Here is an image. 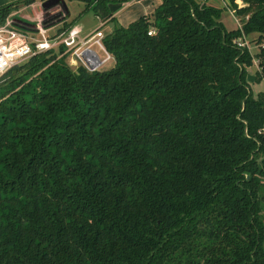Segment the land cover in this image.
Masks as SVG:
<instances>
[{"label":"trees","instance_id":"1","mask_svg":"<svg viewBox=\"0 0 264 264\" xmlns=\"http://www.w3.org/2000/svg\"><path fill=\"white\" fill-rule=\"evenodd\" d=\"M67 1L106 22L130 0ZM227 1L239 29L161 0L105 33L107 70L45 53L0 78V264H264V92L247 73L264 71V0Z\"/></svg>","mask_w":264,"mask_h":264},{"label":"built area","instance_id":"2","mask_svg":"<svg viewBox=\"0 0 264 264\" xmlns=\"http://www.w3.org/2000/svg\"><path fill=\"white\" fill-rule=\"evenodd\" d=\"M44 19L41 15L28 23L10 15L0 25V78L11 68L45 53L56 54L57 59L65 57L71 69L81 67L90 73L107 70L114 65L113 56L104 47L105 34L101 30L104 23L98 17L99 26L89 32H83L74 25L63 29L67 19L47 25ZM153 33L154 30L149 29L147 34L151 36ZM241 37L244 35L238 40ZM235 44L241 49L244 46L237 40Z\"/></svg>","mask_w":264,"mask_h":264},{"label":"rangeland","instance_id":"3","mask_svg":"<svg viewBox=\"0 0 264 264\" xmlns=\"http://www.w3.org/2000/svg\"><path fill=\"white\" fill-rule=\"evenodd\" d=\"M46 1V0H45ZM65 4L69 10V16L67 17V21L70 22L72 20H76L74 26L81 29L83 32H89L92 29H94L98 22L96 21L95 17L92 12H83L84 11V4L77 1H67L64 0ZM198 3H205L206 5L215 7L217 9H223V13L221 15V22L225 26V28L228 31L239 29L241 26V17L236 15L234 12V9L228 5L227 0H196ZM43 2L35 1L29 5H20L18 8L14 11H12L10 15H13L17 19L23 21V22H32L36 19H38L41 15H44V17L50 13L59 14L62 18L66 16L64 13L61 5H57L52 7L49 10H43L41 7V4ZM237 5L240 7H244L245 5L242 4V2H237ZM232 12V15L230 13ZM130 14H127L124 12L119 18V20L122 21L121 25L123 28H127L132 22L130 19ZM46 18V17H45ZM7 19V18H6ZM5 19V20H6ZM102 21V20H100ZM124 22V25H122ZM113 25H107L106 27H103L104 30H112ZM104 33V32H103ZM105 34V33H104ZM244 37L240 38L237 41L244 44L242 49H246L251 56H254L258 52V44H256V35H245ZM235 40V41H236ZM247 73L252 79V81L248 82L249 88L252 91L253 95L256 96L260 92H264V71L262 66L259 65V61L257 59H254L253 64L251 67L247 68Z\"/></svg>","mask_w":264,"mask_h":264},{"label":"crops","instance_id":"4","mask_svg":"<svg viewBox=\"0 0 264 264\" xmlns=\"http://www.w3.org/2000/svg\"><path fill=\"white\" fill-rule=\"evenodd\" d=\"M15 1L18 0H0V7L5 6L7 4L13 3ZM161 4V0H130L129 2L126 3H113L109 5V10L112 14L111 18L112 21H106V22H102L104 23L103 27H106L107 25H113V27L115 25L120 26L122 23V19L119 20L117 18H119L124 12H126L127 14H130V22H134L136 20H138L141 17H149L152 15V13L154 12V10ZM96 19V17H95ZM96 21L98 22L99 20L96 19ZM100 22H98V25L92 29L91 31L95 30ZM124 25V22L123 24ZM101 28V30L104 33H109L110 30H104V28ZM112 27V28H113ZM122 27V26H121Z\"/></svg>","mask_w":264,"mask_h":264},{"label":"water","instance_id":"5","mask_svg":"<svg viewBox=\"0 0 264 264\" xmlns=\"http://www.w3.org/2000/svg\"><path fill=\"white\" fill-rule=\"evenodd\" d=\"M57 5H61L64 13L66 15H69V10L65 4V1L64 0H46L44 1L42 4H41V7L42 9L45 11V10H49L51 9L52 7L54 6H57ZM249 81H252V79H250V77H248V82Z\"/></svg>","mask_w":264,"mask_h":264}]
</instances>
